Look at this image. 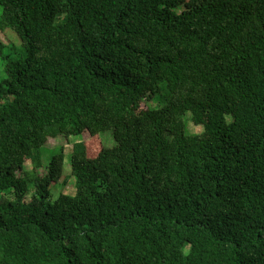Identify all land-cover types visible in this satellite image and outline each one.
I'll return each instance as SVG.
<instances>
[{
	"label": "trees",
	"instance_id": "obj_1",
	"mask_svg": "<svg viewBox=\"0 0 264 264\" xmlns=\"http://www.w3.org/2000/svg\"><path fill=\"white\" fill-rule=\"evenodd\" d=\"M6 29L0 264H264V0H0Z\"/></svg>",
	"mask_w": 264,
	"mask_h": 264
},
{
	"label": "rangeland",
	"instance_id": "obj_2",
	"mask_svg": "<svg viewBox=\"0 0 264 264\" xmlns=\"http://www.w3.org/2000/svg\"><path fill=\"white\" fill-rule=\"evenodd\" d=\"M0 40L4 44H8V45L10 44V46H13V44L16 46L19 43V40L16 37V35L8 29H6L3 32L0 31ZM165 91H166L165 88L159 85V93L153 99L147 100L145 101L144 104H141L137 112L139 113L145 112V110L147 109V106L150 108L161 107L165 102V97H164ZM186 130L188 131V133H191V134L202 135L203 134V122L201 120L193 121L191 119V115H188L187 121H186ZM98 136L100 138H93L89 140L88 142V151H89L88 153L89 154H92V152L97 151L100 147H102V144L104 147H113L115 145V141L113 139V136L110 130H108L105 133H101ZM79 139H81V136L80 137H70L68 139H64L62 137H57L56 139H48L46 145L40 149L41 164L43 166H46L50 157L56 154L58 149L63 148L64 152L66 153L65 164L63 168V176L68 175L69 173V166H68L69 153L71 150V146L73 143L78 142ZM25 168L27 170L31 169V165L28 161L26 162ZM28 187H29L28 197H30L32 194H34V188L31 183L28 184ZM61 193H65L69 195L75 194L73 178H71L68 181L66 186H62L59 183L57 185H52L50 187L51 202H53Z\"/></svg>",
	"mask_w": 264,
	"mask_h": 264
}]
</instances>
